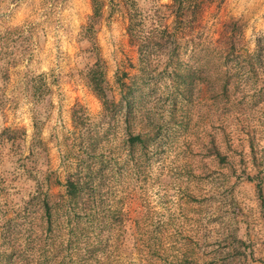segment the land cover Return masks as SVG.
I'll use <instances>...</instances> for the list:
<instances>
[{
	"label": "clouds",
	"instance_id": "1",
	"mask_svg": "<svg viewBox=\"0 0 264 264\" xmlns=\"http://www.w3.org/2000/svg\"><path fill=\"white\" fill-rule=\"evenodd\" d=\"M0 264H264V0H0Z\"/></svg>",
	"mask_w": 264,
	"mask_h": 264
}]
</instances>
